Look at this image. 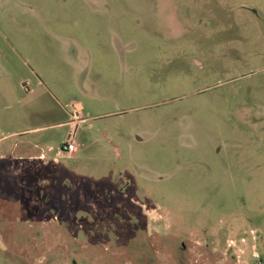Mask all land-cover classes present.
<instances>
[{"label":"rangeland","instance_id":"1","mask_svg":"<svg viewBox=\"0 0 264 264\" xmlns=\"http://www.w3.org/2000/svg\"><path fill=\"white\" fill-rule=\"evenodd\" d=\"M33 126L0 264H264V0H0V137Z\"/></svg>","mask_w":264,"mask_h":264},{"label":"crops","instance_id":"2","mask_svg":"<svg viewBox=\"0 0 264 264\" xmlns=\"http://www.w3.org/2000/svg\"><path fill=\"white\" fill-rule=\"evenodd\" d=\"M27 92H28L27 94H30L32 92V88L29 87V90ZM73 105L75 106V111L72 113L73 115L72 114L70 115V118H69L70 120L68 119L69 120L68 123H71V124L76 121L75 118L82 116V111L81 110L83 108V104L81 102H75ZM65 123H67V121L66 122H60L58 124H65ZM39 129L40 128L38 126H33L32 128L28 129V133L26 132L27 130H25V131H12V132H9V133L3 135L2 137H0V144L2 143L0 145V156L4 157L5 156L4 153H6V157H9L11 153L12 154L14 153L13 151H15L17 148H19V146L21 148L27 146L28 143H27V141L25 139L26 137H24V135L32 133L33 131L35 132V131H37ZM16 137H20V138L13 140L12 143H9V145H7V149L9 151H5L4 152L3 151V147L6 144L4 142L6 140L14 139ZM52 150H53L52 147L48 148V151H52ZM75 151H76V149L72 153H68V154H70V158L73 157ZM59 152H61L60 149L56 153V156L54 157V160H53L54 164H58L59 163V159H57V155L59 154ZM63 153H65V152H63ZM44 155L46 156L47 153L42 150V152L37 154V155H30L29 159L30 160H38V161H39V159L43 160V159H45ZM46 159H50V157L47 155Z\"/></svg>","mask_w":264,"mask_h":264},{"label":"built area","instance_id":"3","mask_svg":"<svg viewBox=\"0 0 264 264\" xmlns=\"http://www.w3.org/2000/svg\"><path fill=\"white\" fill-rule=\"evenodd\" d=\"M75 149H76V143L74 142L73 139H68L60 147V151L65 153H72Z\"/></svg>","mask_w":264,"mask_h":264}]
</instances>
